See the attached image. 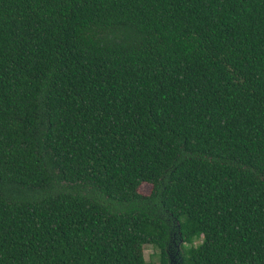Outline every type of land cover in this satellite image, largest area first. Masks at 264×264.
I'll use <instances>...</instances> for the list:
<instances>
[{
	"label": "trees",
	"instance_id": "obj_1",
	"mask_svg": "<svg viewBox=\"0 0 264 264\" xmlns=\"http://www.w3.org/2000/svg\"><path fill=\"white\" fill-rule=\"evenodd\" d=\"M172 242L264 264V0H0V264Z\"/></svg>",
	"mask_w": 264,
	"mask_h": 264
},
{
	"label": "rangeland",
	"instance_id": "obj_2",
	"mask_svg": "<svg viewBox=\"0 0 264 264\" xmlns=\"http://www.w3.org/2000/svg\"><path fill=\"white\" fill-rule=\"evenodd\" d=\"M151 189V185L149 183H141L138 186V192L144 195H147ZM180 253V247L178 243L172 242V245L167 247L168 257L171 259V264H178V258ZM143 257L146 261L157 262V255L154 253V249L150 246H144L142 250Z\"/></svg>",
	"mask_w": 264,
	"mask_h": 264
},
{
	"label": "flooded vegetation",
	"instance_id": "obj_3",
	"mask_svg": "<svg viewBox=\"0 0 264 264\" xmlns=\"http://www.w3.org/2000/svg\"><path fill=\"white\" fill-rule=\"evenodd\" d=\"M178 262H179V258H178ZM178 262H177V263H178ZM169 264H171V259H170V258H169ZM178 264H179V263H178Z\"/></svg>",
	"mask_w": 264,
	"mask_h": 264
}]
</instances>
